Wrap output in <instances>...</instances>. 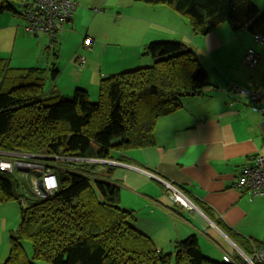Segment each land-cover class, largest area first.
Instances as JSON below:
<instances>
[{
  "label": "crops",
  "instance_id": "obj_1",
  "mask_svg": "<svg viewBox=\"0 0 264 264\" xmlns=\"http://www.w3.org/2000/svg\"><path fill=\"white\" fill-rule=\"evenodd\" d=\"M73 1L72 19L54 43L56 53L44 56V42L23 35L30 53L17 68H43L48 95L71 96L75 88H83L96 101L100 78L152 63L143 55L147 43L190 41L211 84L202 94L183 96L178 110L158 118L153 146L123 151V161L94 162L112 168L107 178L120 189V206L133 211V226L161 251L173 252L176 241L194 234L207 257L246 260L264 243V195L249 197L235 181L256 153L264 155V117L235 87L254 82L264 91V43L254 41L248 29L234 31L226 23L196 35L187 18L164 4ZM251 1L264 11V0ZM84 34L93 38L89 48L80 46ZM249 47L258 55L252 68L242 62ZM74 53L84 56L83 65L73 62ZM50 63L53 76L45 70ZM37 158L33 161L45 162ZM166 183L187 196L195 209L175 203Z\"/></svg>",
  "mask_w": 264,
  "mask_h": 264
},
{
  "label": "trees",
  "instance_id": "obj_2",
  "mask_svg": "<svg viewBox=\"0 0 264 264\" xmlns=\"http://www.w3.org/2000/svg\"><path fill=\"white\" fill-rule=\"evenodd\" d=\"M138 1L167 5L189 20L196 35L222 23L264 35V11L251 0ZM6 9L12 10L8 0H0V12ZM143 55L151 57L150 65L100 78L95 103L83 88L71 96L48 95L43 68L5 62L0 152L44 160L57 188L36 196L29 182L0 172V203L15 201L21 215L3 264H32L24 239L32 244V259L46 264H248L240 257L233 262L204 256L194 234L164 253L133 226V211L120 206V189L107 178L112 168L93 161H123L121 152L153 146L158 118L178 110L187 93L202 94L211 84L198 56L180 41L149 42Z\"/></svg>",
  "mask_w": 264,
  "mask_h": 264
},
{
  "label": "built area",
  "instance_id": "obj_3",
  "mask_svg": "<svg viewBox=\"0 0 264 264\" xmlns=\"http://www.w3.org/2000/svg\"><path fill=\"white\" fill-rule=\"evenodd\" d=\"M22 16L25 24L24 29L30 34L39 32L49 38V44L53 45L57 35L65 30L66 24L72 19L76 3L73 0H20ZM254 41L264 43V35L253 34ZM93 38L83 35L81 47L89 48ZM72 60L78 65L85 63L83 55L74 53ZM242 62L248 67H255L258 62L256 51L249 47ZM235 91L246 97L253 110L260 112L264 117V91L258 90V84L248 82L245 86H236ZM264 144V133H263ZM101 161V160H93ZM18 168L28 169L29 172L19 171ZM30 171L40 173V177L30 174ZM0 172L16 177L21 182H29L31 191L36 196H46L57 188V179L51 170V166L31 160L19 159L16 153L0 152ZM41 181V185L39 184ZM28 185V184H26ZM235 186L246 192L249 197L264 195V155L256 153L253 162L243 166L236 178ZM170 196L175 203L189 209H195L188 198L175 186L166 183ZM248 264H264V243L252 251V255L246 257Z\"/></svg>",
  "mask_w": 264,
  "mask_h": 264
},
{
  "label": "rangeland",
  "instance_id": "obj_4",
  "mask_svg": "<svg viewBox=\"0 0 264 264\" xmlns=\"http://www.w3.org/2000/svg\"><path fill=\"white\" fill-rule=\"evenodd\" d=\"M8 4L12 8V10L6 9L0 12V51H2V53H0L1 54L0 58L7 60V61L0 60V70L2 71L5 68H7L5 62H7L10 65V67L17 68V66H20V64L22 63L23 58H25V56L30 53V51H27L26 48L24 47V45L25 46L27 45V41H22L23 35H25V37L27 38L29 34L23 28L25 21L22 16V7L21 5H18V2L16 0H8ZM15 28L19 29L18 33L16 32ZM30 35L34 38L36 37L35 39H41L44 42L43 51H42L43 53H45L44 56L46 55V52L48 51L50 52V54H53L54 52L56 53V51L58 50V47H57L58 44L48 45L49 38L43 33L39 32L37 36L32 35V34ZM21 42H22V45L19 46ZM180 43H183L188 48H190V41L189 43L180 41ZM52 57L53 56L51 55L50 62H51ZM9 59H11L13 62L9 63ZM52 69H53L52 63H50V65L48 66V69H45V70L46 72H49L51 74ZM50 74H48V76ZM1 75L2 74L0 73V76ZM96 101H91V102L95 103ZM99 167H101V169L104 168V166L102 165L98 166L97 168ZM96 198L99 199L98 193H96ZM20 220H21V215H20V209H19L18 204L15 201L2 202V205L0 206V264H3L5 260L7 259V256L9 254V249H10V236L13 233H15L16 230L18 229ZM22 246L25 249L27 257L31 261L32 264H46L45 262L41 260L32 259V256H33L32 255V244L30 243L29 240L24 239L22 241ZM163 252L169 253L167 251H163ZM219 261H230V259L224 256L223 259ZM171 264H175V263L172 261Z\"/></svg>",
  "mask_w": 264,
  "mask_h": 264
},
{
  "label": "clouds",
  "instance_id": "obj_5",
  "mask_svg": "<svg viewBox=\"0 0 264 264\" xmlns=\"http://www.w3.org/2000/svg\"><path fill=\"white\" fill-rule=\"evenodd\" d=\"M17 154V153H16ZM17 156H18V158L19 159H23V160H31V161H33V159L32 158H35V157H33V156H31V155H29V154H17ZM31 156V157H30ZM35 162V161H34ZM41 163H43V164H46V163H44V162H41ZM19 169H21V168H18V170ZM20 171V170H19ZM27 172H29V170L27 171ZM30 174L32 175V176H35V177H40V176H36L35 174H33L31 171H30Z\"/></svg>",
  "mask_w": 264,
  "mask_h": 264
},
{
  "label": "water",
  "instance_id": "obj_6",
  "mask_svg": "<svg viewBox=\"0 0 264 264\" xmlns=\"http://www.w3.org/2000/svg\"><path fill=\"white\" fill-rule=\"evenodd\" d=\"M186 95H194V93H187ZM20 171L27 172L28 169H19ZM39 184L41 185V181H39Z\"/></svg>",
  "mask_w": 264,
  "mask_h": 264
}]
</instances>
